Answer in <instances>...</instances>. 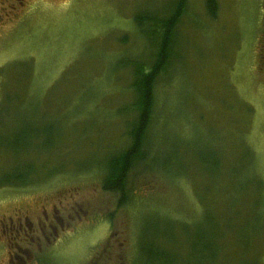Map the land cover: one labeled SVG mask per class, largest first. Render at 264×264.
I'll return each instance as SVG.
<instances>
[{
	"label": "rangeland",
	"instance_id": "obj_1",
	"mask_svg": "<svg viewBox=\"0 0 264 264\" xmlns=\"http://www.w3.org/2000/svg\"><path fill=\"white\" fill-rule=\"evenodd\" d=\"M215 1L212 16L207 0H188L178 24L183 57L161 79L156 114L166 127L161 135L215 147L222 178L193 162L179 174L141 166L131 177L139 190L119 207L99 173L111 149L127 141V119L116 109L131 100L132 75L115 63L144 49L133 16L162 0H0V103L4 86L16 81L30 95L7 111L0 105V130L13 131L18 114L31 112L64 129L62 150L48 159L61 174L0 186V264H156L144 255L145 233L179 254L177 264H192L207 218L219 223L237 210L248 211L243 225L261 226L255 236L264 264V204L252 203L254 195L264 198V0ZM22 155L0 151V170L49 156ZM252 172L251 200L230 209L226 192L238 191ZM172 233L179 251L159 239Z\"/></svg>",
	"mask_w": 264,
	"mask_h": 264
},
{
	"label": "trees",
	"instance_id": "obj_2",
	"mask_svg": "<svg viewBox=\"0 0 264 264\" xmlns=\"http://www.w3.org/2000/svg\"><path fill=\"white\" fill-rule=\"evenodd\" d=\"M187 2L188 0H162L158 7L149 6L139 9L134 14L133 20L141 34L144 49L138 55L121 57L115 63L117 69L130 67L132 75L129 84L131 100L129 104L116 109L119 116L127 119V141L122 146L111 149L104 161L99 164V173L102 188L117 194L119 207L132 202L134 194L139 190L136 188L137 185L132 184L131 177L133 171L141 166L142 170L156 168L159 172L179 174L182 170L189 169L188 162H193L203 174L210 177L219 178L223 174L222 155L212 145L203 144L197 139L192 146L190 142L183 139L182 141L178 137L174 138L176 136L171 133L160 134L166 127L161 126L162 123L160 125L159 116L156 114L159 85L165 75L174 74L175 63L177 61L180 63L183 57L177 50L178 24L186 11ZM207 7L209 13L215 16L216 1L207 0ZM21 82L16 81L8 88L4 86L1 110L5 108L4 110L7 111L11 101L28 94V87L20 85ZM33 113H27L28 116H19L26 113L18 114L20 121L17 119L18 123L16 122L13 131L0 130V151L10 153L14 157L22 154L26 156L32 152L40 156L45 154L49 156L43 157L42 160L23 157L15 162L14 166L1 169L0 186H27L44 182L62 173L57 167H52L50 170L48 159L52 158L55 150L58 153L62 150L57 146V141L64 137V129L62 125L55 123V120L37 122L32 118ZM2 121L0 112V123ZM154 129L156 136L153 133ZM194 138L196 137L191 138V141ZM248 150L250 149L247 148ZM186 157H190L188 161H185ZM252 173H249L251 176H244L241 179L240 189L234 194L228 196L226 192L225 197L228 198L230 209L234 207L236 201L251 200L253 193L249 192V186L254 175ZM246 195H248L247 199H245ZM253 199L252 203L255 206L264 204L261 194L254 195ZM262 213L260 212V215ZM247 214L246 210H237L233 212L231 218L219 219V223L215 224L207 218L206 227L202 225L197 233L199 242L194 241L198 249L192 254L191 263L261 264L260 257L263 254L258 249L255 236L257 228L261 229V226L249 222L243 225ZM240 217H244V220H240ZM108 219L111 221L113 218L110 215ZM160 236L159 239L167 241V245L173 244L174 250L179 251L177 243L179 240L176 239L175 234ZM193 238L194 236L191 238V245ZM143 244L146 246L143 251L148 262L177 264L179 261V254H171L163 243L156 241L148 233L144 234Z\"/></svg>",
	"mask_w": 264,
	"mask_h": 264
},
{
	"label": "flooded vegetation",
	"instance_id": "obj_3",
	"mask_svg": "<svg viewBox=\"0 0 264 264\" xmlns=\"http://www.w3.org/2000/svg\"><path fill=\"white\" fill-rule=\"evenodd\" d=\"M20 214H21V213H20ZM25 216H26V215H24V214L22 215V217H25ZM22 217H20V219H21ZM18 230H20V231H19V234H22V231H23V230H26V228H24V227H20ZM25 234H27V233H25ZM24 236L26 237V235H24Z\"/></svg>",
	"mask_w": 264,
	"mask_h": 264
}]
</instances>
